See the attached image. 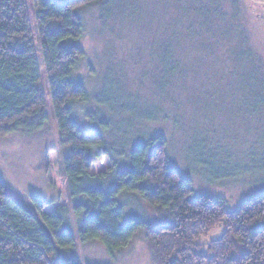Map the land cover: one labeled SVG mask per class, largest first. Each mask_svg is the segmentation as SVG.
<instances>
[{"label": "rangeland", "instance_id": "obj_1", "mask_svg": "<svg viewBox=\"0 0 264 264\" xmlns=\"http://www.w3.org/2000/svg\"><path fill=\"white\" fill-rule=\"evenodd\" d=\"M26 1L43 75L46 120L33 131L0 135V181L11 198L35 212L31 197L59 200L46 177L45 156L54 151L63 169L67 148L54 117L32 0ZM211 1L77 4L82 24L77 44L83 56L73 78L83 85L86 99L71 108L85 132L102 134L115 165L105 178L86 179V186L114 187L118 171L130 167L135 146L162 137L165 155L191 180L196 196L222 200L227 211L235 212L264 193V9L255 0ZM207 8L209 16L201 10ZM63 183L67 187L65 176ZM86 201L84 196L69 200L66 228L76 245L60 250L61 260L156 264L145 229L115 252L98 240L82 242L73 208ZM118 203L124 225L134 217L152 226L169 223L163 210L134 193L120 194ZM223 233L220 226L200 239L203 251Z\"/></svg>", "mask_w": 264, "mask_h": 264}, {"label": "trees", "instance_id": "obj_2", "mask_svg": "<svg viewBox=\"0 0 264 264\" xmlns=\"http://www.w3.org/2000/svg\"><path fill=\"white\" fill-rule=\"evenodd\" d=\"M85 1L32 0L54 117L67 153L62 169L56 153L47 152L46 177L60 198L47 203L31 197L35 212L11 198L0 181V264H80L59 258L60 250L76 245L66 223L69 200L80 196L87 201L76 203L73 211L80 219L82 242L98 240L115 252L145 229L156 264H264V193L235 212L227 211L222 200L196 196L191 180L182 177L165 155L162 137L135 146L130 167L118 171L114 187L86 186V179L105 178L115 165L105 152L102 134L85 132L71 108L86 99L83 85L73 78L83 56L77 44L82 24L75 9ZM201 10L209 16L208 8ZM242 54L250 57L245 51ZM46 112L27 1L0 0V135L38 129ZM125 192L163 210L169 223L152 226L134 217L124 225L118 197ZM220 226L222 237L210 241L203 251L200 239Z\"/></svg>", "mask_w": 264, "mask_h": 264}, {"label": "flooded vegetation", "instance_id": "obj_3", "mask_svg": "<svg viewBox=\"0 0 264 264\" xmlns=\"http://www.w3.org/2000/svg\"><path fill=\"white\" fill-rule=\"evenodd\" d=\"M264 9V0H255Z\"/></svg>", "mask_w": 264, "mask_h": 264}]
</instances>
